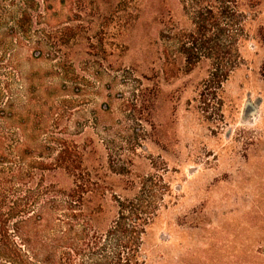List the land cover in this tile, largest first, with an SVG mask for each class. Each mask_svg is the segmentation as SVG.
Instances as JSON below:
<instances>
[{
  "label": "rangeland",
  "instance_id": "374dc122",
  "mask_svg": "<svg viewBox=\"0 0 264 264\" xmlns=\"http://www.w3.org/2000/svg\"><path fill=\"white\" fill-rule=\"evenodd\" d=\"M213 6L0 0V147L22 164L25 216L44 219L25 233L36 247L72 224L54 264H122L107 232L150 177L154 217L130 264H264V0H232L240 25L210 32L189 65L181 44ZM68 194L70 212L43 208Z\"/></svg>",
  "mask_w": 264,
  "mask_h": 264
},
{
  "label": "trees",
  "instance_id": "16d2710c",
  "mask_svg": "<svg viewBox=\"0 0 264 264\" xmlns=\"http://www.w3.org/2000/svg\"><path fill=\"white\" fill-rule=\"evenodd\" d=\"M206 0H196L200 3ZM215 6L210 8H198L195 16V24L193 31L188 35L186 42L181 44V54L187 64L191 65V61L195 59V55L206 50L209 33L216 31L222 36L224 34V22L230 23V27L240 25L237 20V12H229V4L232 0H209ZM209 16V17H208ZM210 18V19H209ZM198 61L199 58H196ZM236 67L232 62L230 65L219 66L214 70L212 78H218V82L226 80L230 72ZM222 79V80H220ZM3 117V116H2ZM2 140L3 138H1ZM22 161V157L19 158ZM12 166L8 158L7 151L4 147H0V264H54L55 252L57 247L64 243H68L69 232L72 230V224L69 227L67 235L64 237L65 242H59L57 238H44L36 247L34 240L27 236L26 230L29 224L42 228V214L33 218L25 216L29 197L22 195L13 185L15 181L24 182V171L20 162ZM143 190L133 200L119 202L118 213L113 227H111L107 235L109 238L115 239L117 242L118 252L117 259L122 264H130L131 257L137 255L141 237L144 235L146 228L150 225L154 217V207L157 195L153 193L156 187L152 177L142 181ZM67 200H61L57 197L48 198L43 208L46 211H56L59 209L70 212L78 200H74L71 194L65 195ZM82 211V210H81ZM32 215V214H31ZM82 216V215H81ZM75 215H67V219H73ZM85 219V220H83ZM83 223L87 221L84 228L90 226V215H83ZM38 248V249H36ZM38 250H41L42 256ZM90 255L95 254L93 249L88 248ZM40 258V260H37ZM134 264H137L136 262Z\"/></svg>",
  "mask_w": 264,
  "mask_h": 264
}]
</instances>
